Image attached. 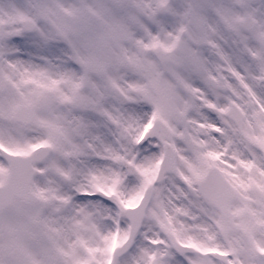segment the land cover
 Instances as JSON below:
<instances>
[{"label": "snow or ice", "instance_id": "1", "mask_svg": "<svg viewBox=\"0 0 264 264\" xmlns=\"http://www.w3.org/2000/svg\"><path fill=\"white\" fill-rule=\"evenodd\" d=\"M0 264H264V0H0Z\"/></svg>", "mask_w": 264, "mask_h": 264}]
</instances>
